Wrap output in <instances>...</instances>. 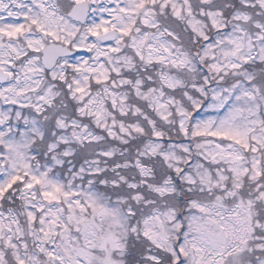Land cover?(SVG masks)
Segmentation results:
<instances>
[{
	"label": "snow or ice",
	"instance_id": "obj_1",
	"mask_svg": "<svg viewBox=\"0 0 264 264\" xmlns=\"http://www.w3.org/2000/svg\"><path fill=\"white\" fill-rule=\"evenodd\" d=\"M0 264H264V0H0Z\"/></svg>",
	"mask_w": 264,
	"mask_h": 264
}]
</instances>
